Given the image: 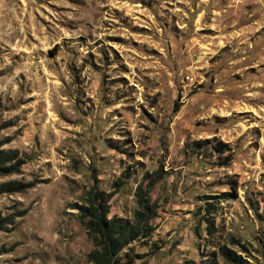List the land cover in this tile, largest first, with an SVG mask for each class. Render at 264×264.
Listing matches in <instances>:
<instances>
[{
    "label": "rangeland",
    "instance_id": "374dc122",
    "mask_svg": "<svg viewBox=\"0 0 264 264\" xmlns=\"http://www.w3.org/2000/svg\"><path fill=\"white\" fill-rule=\"evenodd\" d=\"M0 148V264H90L92 188L119 264H264V0H0Z\"/></svg>",
    "mask_w": 264,
    "mask_h": 264
},
{
    "label": "trees",
    "instance_id": "16d2710c",
    "mask_svg": "<svg viewBox=\"0 0 264 264\" xmlns=\"http://www.w3.org/2000/svg\"><path fill=\"white\" fill-rule=\"evenodd\" d=\"M213 148L223 151V148L218 145ZM20 163L14 150L0 148V176L16 173ZM25 186L30 185H23L17 180L3 181L0 182V194L21 191ZM136 194L139 209L133 212L132 220L114 215L108 216L110 212L108 199L101 193L95 192L94 188L87 193L81 204H74L77 208V219L85 227L92 243V249L86 255L90 264H119L121 249L136 239L139 233L142 232L145 235L151 229L147 222L156 215L157 204H149L145 192L140 189ZM206 206L208 212L214 208L213 203H206ZM2 220L3 218L0 217V222ZM221 253L229 261L236 262L239 259V256L225 246L221 247Z\"/></svg>",
    "mask_w": 264,
    "mask_h": 264
}]
</instances>
